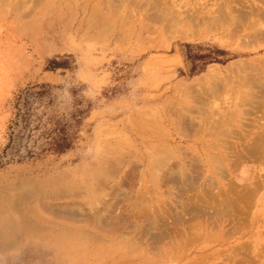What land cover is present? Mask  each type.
Masks as SVG:
<instances>
[{"label": "rangeland", "instance_id": "obj_1", "mask_svg": "<svg viewBox=\"0 0 264 264\" xmlns=\"http://www.w3.org/2000/svg\"><path fill=\"white\" fill-rule=\"evenodd\" d=\"M105 1L0 0V189L54 177L77 191L59 200L100 192L167 237L83 235L80 259L28 237L0 264H264V0H156L209 14L197 27ZM60 132L68 146L48 147Z\"/></svg>", "mask_w": 264, "mask_h": 264}, {"label": "bare ground", "instance_id": "obj_2", "mask_svg": "<svg viewBox=\"0 0 264 264\" xmlns=\"http://www.w3.org/2000/svg\"><path fill=\"white\" fill-rule=\"evenodd\" d=\"M112 1H119V0H112ZM148 1H150V3H154V5L153 4H152L153 6L150 5V7L147 8L145 14H147L148 17H151L155 21L159 20L161 22H165L166 25L173 20L174 22L177 21L178 23H182L185 27H187L188 25L197 27L200 23L202 24V22L205 19L207 20V19H209L208 17H210V16H208L209 14L207 16L205 14V15L199 17L197 15L190 14V13L184 12V11H183L184 13L182 12V15H178L175 12H171V11L168 12L166 8H160V9H158L159 7L155 8V6H157L155 3L157 2L159 4V2L156 0H148ZM122 2H124V1H122ZM251 6H252V4H251ZM148 9L152 10V12L149 13ZM239 9H240V7H239ZM231 11H232V9H231ZM236 11H235V13H237ZM199 14H201V13H199ZM240 14L241 15L243 14L242 11H241V13H238V15H240ZM246 14H249V13H247V11H246ZM238 15L237 16L235 15V16L238 18L239 17ZM249 15H247V16H249ZM254 16H255V14H254ZM240 18L241 17H239V20H244V17L242 19H240ZM201 24H200V26H201ZM205 24H206V22H205ZM48 30L49 29H47V31ZM57 37H58L57 40L62 39V35H57ZM55 39H56V36H55ZM215 92H216V90H215ZM228 111H227V113H228ZM230 113H231V111H230ZM230 116L234 117L233 113H231ZM182 120L183 119H181L180 121L185 123V121H182ZM187 120H190V119H187ZM187 122H189V121H187ZM182 125L184 126V124H182ZM186 126H184V127H186ZM166 167H167V165H166ZM163 168H164V166H163ZM168 170H169V168H168ZM170 170L173 173H178L180 169L179 168L178 169L171 168ZM128 174H130L131 176H137V175H134L135 174L134 171H131ZM108 176H110V175L108 174ZM169 177H171V176L169 175ZM131 178H133V177H131ZM173 178H175V177H173ZM170 179H172V178H170ZM55 180L56 179H54V177L49 179V180H40V181L18 179V181L11 182L9 185H7V186H9L8 187L9 189H0L1 196L4 198V201H7V203H6L7 205H5V206L7 208H9V213H3L4 208L0 209V250H3V249L7 250L9 248H14L15 246L19 245L24 240H26L25 238L30 237L29 239L32 240L31 237H35V238L37 237L39 239L46 241L47 243L54 244L56 247L61 248V250L63 252H65L64 254L67 256V259H77V258L80 259L81 254H78L77 251H73V249L75 248V250H77V248H79V250H80L81 246L76 245V244H79V241H82L84 239L83 235H85L86 239L90 240V242L91 241L93 242L94 239L99 238V236L102 234L101 232H111L113 234H121L122 235L126 231L128 232V229H130V230L134 229L138 235V238L141 241L145 240L146 242H150V243H157L158 242L160 244L161 241L159 242V240L161 239V236H163L162 234H166V237H167V233H166L167 231H165L164 227H162V226L161 227L163 228V230L165 232H163V231L160 232L159 230H157L158 232L153 231V229L160 224H156L155 221L152 220L153 219L152 215L148 214V212H145L144 215H142L144 220L140 223H138V222L132 223V222H130L131 221L130 219H128L130 221L126 220L125 219L126 216L127 215L130 216L131 214L129 215V213H126V212H125L126 214L124 212H123V214H120L121 213L120 211H123V210H120L119 211L120 213H114L113 214L112 206H114V205H112V200L111 199L108 200V198H107L108 201H106V197L103 198L101 196L102 193L100 194V192L97 193V191L96 192L93 191L91 193V196L89 195V197L87 199L82 198V199H84V201L81 199L80 202H77L75 200H69V201L59 200L60 196H66V198L68 196H70V199H71V196H73V194L75 195L77 191H75V189L73 187H61L60 185H57L58 187H54V185H52V186L48 185V187H47V184H50V183L54 182ZM86 181H87V179H86ZM162 181H163V179H162ZM80 182H83V181H80ZM110 182H108V183H110ZM85 183L87 184V182H85ZM85 183L84 184L82 183V184L85 185ZM90 183H92V182H90ZM79 185H81V184L79 183ZM99 185H101V184H99ZM108 186H110V185L108 184ZM115 186H117V185L115 184ZM131 186H133V185H131ZM100 188H102V187H100ZM131 188H130V190H131ZM192 188H193V186H192ZM114 189L116 190V188H113V190ZM118 189L119 188H117V190ZM127 189H129V188H127ZM188 189H190V188H188ZM8 190H10V191L13 190L14 192L11 194L10 193L7 194ZM103 190H104V188H103ZM130 190H129V192H131ZM78 191H80V190H78ZM124 191L122 189V191L118 190V191H115L114 193L122 194L124 196V198H126L127 195H129L128 194L129 192L127 193L126 190H124ZM86 192H89V190ZM90 192H91V190H90ZM2 197H0V198H2ZM114 199H116V198H114ZM32 201L36 202V204H33ZM113 203H114V201H113ZM116 203H117V201H116ZM132 206H133V204H132ZM143 208L142 209L140 208L141 210H139V211H141V212L144 211ZM120 209H122V208H120ZM52 216H54L56 219H54ZM158 219L161 220L160 218H158ZM87 224H89V225H87ZM90 227H96L100 231L97 232V231L91 230ZM130 230H129V232H130ZM38 235H42V236L39 237ZM103 236L104 235L102 234V238H103ZM107 237H108V235H107ZM163 238H164V236H163ZM105 239H106V237H104V240ZM164 239H166V238H164ZM102 240H100V242ZM66 249H69V251L67 252ZM10 251H12V249ZM53 256L55 257L56 254L53 253ZM65 261H67V260H65ZM63 263L64 262H62L61 264H63ZM68 263H71V262L68 261ZM115 264H122V263L120 261H117V262H115ZM131 264H132V262H131Z\"/></svg>", "mask_w": 264, "mask_h": 264}, {"label": "trees", "instance_id": "obj_3", "mask_svg": "<svg viewBox=\"0 0 264 264\" xmlns=\"http://www.w3.org/2000/svg\"><path fill=\"white\" fill-rule=\"evenodd\" d=\"M41 92V90L32 91V93L35 94H40ZM68 143L67 136L64 134V132H60L48 140V147L56 150H62L68 146Z\"/></svg>", "mask_w": 264, "mask_h": 264}]
</instances>
